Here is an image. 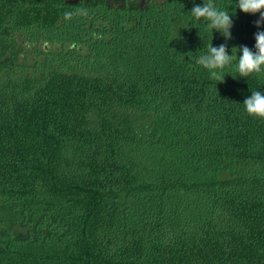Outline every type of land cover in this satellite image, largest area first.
I'll return each mask as SVG.
<instances>
[{"label":"trees","instance_id":"obj_1","mask_svg":"<svg viewBox=\"0 0 264 264\" xmlns=\"http://www.w3.org/2000/svg\"><path fill=\"white\" fill-rule=\"evenodd\" d=\"M214 3L230 39L203 0H0V264H264V73L237 71L264 23Z\"/></svg>","mask_w":264,"mask_h":264},{"label":"clouds","instance_id":"obj_2","mask_svg":"<svg viewBox=\"0 0 264 264\" xmlns=\"http://www.w3.org/2000/svg\"><path fill=\"white\" fill-rule=\"evenodd\" d=\"M237 7L246 14H260V19L256 21V27L259 28L264 23V0H238ZM75 14L87 15L86 9H76ZM195 21L204 20L214 31H219L226 39L231 38L230 29L233 21L228 10L217 8L214 0H203V5H195L190 13ZM74 13L68 11L65 13V19L72 18ZM255 49L253 52L247 46L239 48L237 71L240 77L247 78L254 74L264 73V31H259L255 35ZM233 54L229 55L227 45L222 44L219 47H213L212 43L208 46L207 53L198 57L197 63L203 68L209 70L211 75L219 82H223L224 76H221L217 70H223L229 66L233 60ZM249 115L264 119V93L253 91L250 98L243 102Z\"/></svg>","mask_w":264,"mask_h":264},{"label":"flooded vegetation","instance_id":"obj_3","mask_svg":"<svg viewBox=\"0 0 264 264\" xmlns=\"http://www.w3.org/2000/svg\"><path fill=\"white\" fill-rule=\"evenodd\" d=\"M149 1L161 2L163 0H62L64 4H68L73 7L95 4L99 7H108L110 9L127 7L142 8L145 4L149 3Z\"/></svg>","mask_w":264,"mask_h":264}]
</instances>
